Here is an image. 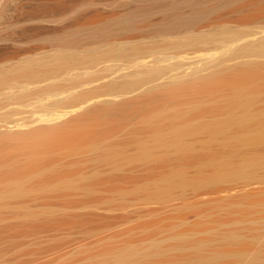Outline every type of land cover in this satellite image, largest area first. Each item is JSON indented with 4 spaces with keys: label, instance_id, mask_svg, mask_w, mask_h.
<instances>
[{
    "label": "rangeland",
    "instance_id": "1",
    "mask_svg": "<svg viewBox=\"0 0 264 264\" xmlns=\"http://www.w3.org/2000/svg\"><path fill=\"white\" fill-rule=\"evenodd\" d=\"M245 1L0 0V63L42 58L54 82L67 86L77 78L89 80V86L79 88L88 90L118 75L117 66L129 59L122 54L126 49L160 57L169 42L208 36L212 39L202 46L214 57L194 60L164 78L197 68L202 73L214 66L238 69L248 60L264 73V16L253 20L250 8L237 11ZM250 46L258 52L249 51ZM152 84L116 100L129 99ZM92 91L100 94L99 88ZM109 99L94 98L85 111L69 117L66 127L96 129L100 149L127 145L131 135L125 124H99L107 122L111 110H125L131 101L102 102ZM263 104L264 96L256 107ZM190 138H185L190 148L196 145L188 155L169 153L155 167L141 163L113 169L91 151L57 156L59 173L44 183L73 179L76 169L94 173V182L86 193L2 201L0 264H264V142L237 150L214 139L216 143L200 149L207 137ZM247 161L257 167L236 174ZM202 176L220 180L198 184ZM170 178L183 181L182 186L169 187ZM156 186H162L160 192Z\"/></svg>",
    "mask_w": 264,
    "mask_h": 264
},
{
    "label": "bare ground",
    "instance_id": "2",
    "mask_svg": "<svg viewBox=\"0 0 264 264\" xmlns=\"http://www.w3.org/2000/svg\"><path fill=\"white\" fill-rule=\"evenodd\" d=\"M257 1H245L242 6L239 3L237 11L250 8L249 16H255L252 19L258 18L257 14L264 16V3ZM211 39L208 36H196L174 40L165 45L162 56L153 58L130 48L122 51L129 59L117 66L119 73L114 79L95 87L100 90L98 96L93 95L94 87L79 89L89 86V80L69 79L71 82L67 86L54 82L49 71L51 67L48 68L42 58L24 59L7 66L0 63V205L2 201L29 199L44 194L62 196L73 194L76 190L83 193L89 191L96 178L95 174H83L77 169L73 179L60 177L51 183H44L45 178L56 177L59 173H55L58 171L55 164L59 155L72 156L73 153L91 151L103 164L113 169L141 163L155 167L160 159V162L163 160L161 156L165 157L169 153L185 152L188 155L196 144L191 143L193 145L190 148L186 137H207L208 140L203 139V145L201 141V144L198 143L200 149H205L208 143L209 146L216 143V139L221 147L237 150L246 145L250 147L257 140L264 142V107H256L264 96V73L261 68L254 66V62L243 61L241 66L238 64V69H220L214 66L207 73H202L205 71L200 67L199 71L197 68L186 74L176 73L164 78V75L183 65L195 63L194 60L199 62L214 57L210 48L202 46ZM249 43L251 42H247L248 45ZM194 45L200 46L193 49ZM248 49L250 51L251 46ZM116 55H120L119 52ZM145 83L153 84L129 99L116 100L135 92ZM109 86L112 87L111 93H102ZM100 96L111 97V100L102 102L113 104L129 100L132 103V99L135 100L132 104L127 102L129 106L125 110L113 108L103 118L107 122L99 124H125L131 135L127 145L116 144L114 147L110 145L100 149L96 143V129L86 127L73 130L71 126L70 130L66 127L71 123L69 117L72 116L73 119L81 110L85 111L86 105ZM23 113L30 115L16 117ZM256 165L250 162L237 171L248 173ZM239 171L235 173L238 174ZM206 177H199L198 184L220 180ZM151 179H147V182L152 181ZM171 179H168L171 188H176L177 184L179 186L183 182ZM162 181L161 183L165 182ZM153 182L156 183L155 180ZM231 238L228 241H232ZM130 252L131 256L133 253ZM125 262L123 263L126 264Z\"/></svg>",
    "mask_w": 264,
    "mask_h": 264
}]
</instances>
